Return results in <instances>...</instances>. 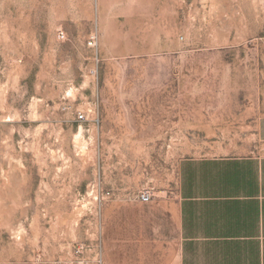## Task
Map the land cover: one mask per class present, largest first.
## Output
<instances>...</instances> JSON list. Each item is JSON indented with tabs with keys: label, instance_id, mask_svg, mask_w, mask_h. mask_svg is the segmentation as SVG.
I'll list each match as a JSON object with an SVG mask.
<instances>
[{
	"label": "rangeland",
	"instance_id": "374dc122",
	"mask_svg": "<svg viewBox=\"0 0 264 264\" xmlns=\"http://www.w3.org/2000/svg\"><path fill=\"white\" fill-rule=\"evenodd\" d=\"M262 151L264 0H0V264H155L181 163Z\"/></svg>",
	"mask_w": 264,
	"mask_h": 264
},
{
	"label": "crops",
	"instance_id": "0c3cea01",
	"mask_svg": "<svg viewBox=\"0 0 264 264\" xmlns=\"http://www.w3.org/2000/svg\"><path fill=\"white\" fill-rule=\"evenodd\" d=\"M180 178L177 242L154 263L264 264V154L187 158Z\"/></svg>",
	"mask_w": 264,
	"mask_h": 264
},
{
	"label": "built area",
	"instance_id": "2783aa9c",
	"mask_svg": "<svg viewBox=\"0 0 264 264\" xmlns=\"http://www.w3.org/2000/svg\"><path fill=\"white\" fill-rule=\"evenodd\" d=\"M79 118H84V114H80ZM150 199V193L146 192L142 194V200L148 201ZM57 264H105V262L102 259H97V256L93 258L92 261L88 260H79L78 262H72L69 260H63L58 262Z\"/></svg>",
	"mask_w": 264,
	"mask_h": 264
},
{
	"label": "bare ground",
	"instance_id": "6f19581e",
	"mask_svg": "<svg viewBox=\"0 0 264 264\" xmlns=\"http://www.w3.org/2000/svg\"><path fill=\"white\" fill-rule=\"evenodd\" d=\"M75 94H76V93H75ZM75 94H74V96H76ZM74 98H75V97H74ZM93 108H94V107H93ZM77 140H78V137H77V135H76V136H75V141H77ZM80 142H81V141H80ZM81 143H82V142H81ZM79 145H80V144H79ZM81 152H82V151H81ZM83 156H84V155H83Z\"/></svg>",
	"mask_w": 264,
	"mask_h": 264
}]
</instances>
